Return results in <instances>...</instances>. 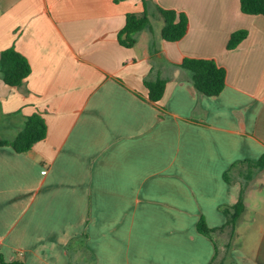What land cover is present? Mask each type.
<instances>
[{
    "label": "crops",
    "instance_id": "1",
    "mask_svg": "<svg viewBox=\"0 0 264 264\" xmlns=\"http://www.w3.org/2000/svg\"><path fill=\"white\" fill-rule=\"evenodd\" d=\"M144 1L0 0V54L15 48L32 69L16 87L0 75V138L34 113L47 124L27 152L0 144L7 261L264 264V212L233 237L213 233L218 252L198 230L201 218L225 225L222 207L241 195L237 225L264 206V169L239 163L264 154V15L243 13L240 0ZM156 5L188 15L182 39L162 38ZM146 8L151 29L122 45L126 14ZM238 29L248 35L228 49ZM184 57L224 67L223 91L200 93L177 66ZM158 78L167 83L154 103L145 81Z\"/></svg>",
    "mask_w": 264,
    "mask_h": 264
},
{
    "label": "trees",
    "instance_id": "2",
    "mask_svg": "<svg viewBox=\"0 0 264 264\" xmlns=\"http://www.w3.org/2000/svg\"><path fill=\"white\" fill-rule=\"evenodd\" d=\"M119 1V0H115ZM148 6V0L144 1ZM241 11L246 14L264 15V0H240ZM156 8L163 19L164 25L161 30L163 39L175 42L182 39L189 28V17L183 11L172 8H165L156 5ZM151 18L148 8L142 14L129 12L126 14V23L118 32L119 42L132 47L137 41L138 34L145 28L151 29ZM248 35L247 29L234 31L228 41L227 48L235 49ZM190 73L194 87L202 94L215 96L219 95L226 86L227 71L211 58L184 57L177 65ZM31 64L28 59L15 48H9L0 54V75L3 81L9 86H19L31 73ZM167 80L158 78L155 81L146 80L145 84L149 90L148 98L158 103L165 92ZM47 135V124L41 113H34L24 118L23 126L13 139L0 138L1 145H9L17 152L29 151L35 143L44 139ZM239 163H247L251 167L264 169V154L258 160H245ZM227 172L225 178H227ZM245 210L244 196L241 195L238 202L232 206H223L222 211L227 217L225 225L219 228H210L201 218L198 222L199 232L209 236L215 244L216 251L220 250L218 241L214 239L213 233L229 230L233 237L237 227L238 218ZM231 241L226 243L225 251L231 247ZM0 264H25L21 259L7 261L0 253ZM228 264V263H222ZM230 264V263H229Z\"/></svg>",
    "mask_w": 264,
    "mask_h": 264
},
{
    "label": "rangeland",
    "instance_id": "3",
    "mask_svg": "<svg viewBox=\"0 0 264 264\" xmlns=\"http://www.w3.org/2000/svg\"><path fill=\"white\" fill-rule=\"evenodd\" d=\"M258 186H261V183L258 184ZM260 201L261 203L264 202V191L260 192ZM259 205L260 203L257 205V207L253 208L252 210H250V213H248L247 215H245L239 222H238V225H237V229H236V232L239 231V232H244L246 230L247 227L250 226V223H251V219L252 217H254V215H256V213L258 211L260 212H264V206H262L261 209H259ZM232 242H234V238L232 240ZM239 242V238L236 239L235 243H238ZM218 245L221 249L222 247V241L218 240Z\"/></svg>",
    "mask_w": 264,
    "mask_h": 264
}]
</instances>
